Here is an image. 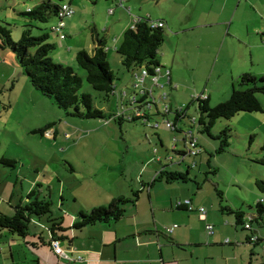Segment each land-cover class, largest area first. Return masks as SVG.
<instances>
[{"label":"rangeland","instance_id":"obj_1","mask_svg":"<svg viewBox=\"0 0 264 264\" xmlns=\"http://www.w3.org/2000/svg\"><path fill=\"white\" fill-rule=\"evenodd\" d=\"M124 4L126 10L112 0H73L75 15L66 20L67 40L60 42L56 34H51L49 39L56 45L50 55L52 60L71 66L83 80L81 93L91 94L94 106L108 116H114L111 119H82L60 109L53 99L32 85L13 51L2 48L0 37V212L13 216V206L21 200L23 204L28 203V194L34 191L37 198L52 203V214L42 216L44 223H39V227L49 224L48 217H66L65 224L71 226V212L78 215L81 209L90 212L93 208L105 206L128 193L136 182L137 186L142 181L150 184L161 170V163L155 162L156 155L162 154L160 160L163 164L167 162L170 171L185 173L190 168L188 182L172 184L175 189L185 192L182 200L196 202L197 209L204 207L215 217L203 222L204 226H213L215 236L208 237L206 231L204 235L200 234L198 227L194 231L197 240L200 238L204 244L203 248H190L198 256L195 263L224 264L226 259L230 264H264V224H253V231L258 232L261 242L257 245L248 243L247 236L252 233L236 227L234 215L220 211V199L215 191L217 187L224 193L222 206L243 210L248 215L255 213L261 198L256 183L264 181V166L255 162L264 155V110L240 112L231 119H218L211 131L213 137L193 128L202 154L187 157L181 164L178 163L181 157L171 152L173 136L180 138L181 135L174 134L167 126L165 120L171 119V115H158L165 102L173 104L174 92L179 100L174 109L186 106L193 97L201 94L212 95L210 104L216 106L229 99L233 85L239 90L245 89L238 82L241 75L264 76V0L216 1L214 11L219 13L210 17L205 13L204 20L211 24L227 21L225 30L228 24L232 29L228 36L225 31L223 37L215 38L213 43H209V38L199 37L205 33L204 29L198 31L199 36L193 32L176 35L174 30H165V41L159 50L160 61L164 62V55L170 56L171 61L174 57L179 79L173 84L179 90L170 91L168 86L155 89V103L151 97L153 105L146 110L149 121H129L130 113L124 112L127 107H140L131 105V99L139 90L134 88L131 72L124 68L116 50L122 43L124 32L133 24L132 19V23L128 21L129 8L136 16L134 20L139 17L156 20L162 16L186 19L190 10L183 9L181 0H125ZM32 6V2L23 0H0V25L10 29L14 41L21 38L30 24L19 13ZM56 23L57 20L53 19L43 25L32 24L49 31ZM96 23L99 36L107 39L108 58L115 75L116 91L108 100L87 82L86 71L75 59L80 50L77 45L84 49L89 42L93 43L91 32ZM109 28H112V34L104 33L103 30ZM40 32L34 28L32 34ZM91 48L92 45L87 50L91 52ZM146 83L151 85L149 80ZM163 93L169 95V102L162 99ZM120 114L124 118L122 122L115 120ZM188 114L189 117L198 116L193 108ZM156 123L159 124L157 129L154 127ZM181 125L184 129H191L189 120ZM225 129H230V145L225 151L218 152L221 141L214 137ZM160 138L164 140L163 147ZM2 159L14 161V167L4 165ZM155 165L158 168L153 171ZM214 170H217L216 174ZM131 184L134 186L128 189ZM155 184L162 187L161 182ZM193 215L199 218L198 212ZM30 230L37 228L30 224ZM38 232L49 236L47 228H38ZM226 238L232 245L224 244ZM26 239L30 241L29 237ZM208 239L217 245H209L212 243ZM25 245L23 238L4 233L0 237V248L5 250L0 252V258L9 256L10 246L18 252V249L23 251Z\"/></svg>","mask_w":264,"mask_h":264},{"label":"trees","instance_id":"obj_2","mask_svg":"<svg viewBox=\"0 0 264 264\" xmlns=\"http://www.w3.org/2000/svg\"><path fill=\"white\" fill-rule=\"evenodd\" d=\"M23 1L33 3L32 7H28L26 11L19 13V15L28 20L30 24L26 26V29L23 31L21 38L18 41L12 39V32L10 29L0 25L2 48H10L13 51L32 85L43 95L53 99L60 109L65 110L72 116L82 119L105 120L113 118L114 116H108L103 110L94 106L91 94L81 93L83 80L71 66L57 64L50 56L55 50L56 45L50 43L49 39L51 34H56L54 27L59 23V14L62 10V5L67 4L73 11L69 17L66 16L61 19L65 23V29L67 27L66 20L75 15V10L71 3L72 0ZM53 19H56L57 23L52 26L49 31L46 29H40L38 26L34 27L32 24L35 22L43 25L49 23ZM34 28L40 30V34L33 35L32 31ZM165 30L166 23L164 21L152 20L145 17L137 18L132 26L126 30L122 43L117 48V53L121 56L124 68L128 72H131V75L134 76L135 74H141L142 70H145L152 75L155 68L161 67L159 50L165 41ZM57 37L59 38V36ZM67 37L68 35L66 34V38ZM97 42L98 46L93 53L81 49L77 52L75 59L78 66L86 71L87 82L94 90L102 93L105 100H108L116 91L114 84L115 75L110 67L106 39L99 36ZM238 82L239 85L245 87V89L239 90L234 88L229 99L216 106H211L210 96L201 95L193 97L186 106H183L182 109L176 108L173 113L168 114H163L161 109L158 111V115H162L163 117L171 115V119L167 120L173 121L174 125L177 127L174 130L171 129L174 134H183L184 136L185 134L187 135L188 133L193 132L192 129L196 127L199 133H206L213 137L211 131L218 119H231L240 112L253 113L263 111L259 96H264V76L257 77L245 73L240 76ZM152 97L155 103L153 94ZM150 100L151 98L147 93L146 95L140 96L137 102V105H140V107H136L133 113L129 115V121H149L150 116L146 113V110L150 109L153 105L150 103ZM150 105L151 107H149ZM191 108L195 110L198 115L197 117H189L188 113ZM137 110H140L143 115H137ZM115 120H121L122 122L124 121V118L120 114L118 115V119L115 118ZM187 120L190 121V130L184 129L181 125ZM155 129L157 128L155 127ZM42 131L43 133L46 132V128ZM214 138L221 141V146L218 152L225 151L230 145V129H225ZM199 147L201 148L200 144ZM171 151L179 156L185 154V151H176L175 148H172ZM201 154L202 148L199 155ZM1 162L9 167H14L15 164L14 161L6 159H2ZM255 162L264 166V155L260 159L255 160ZM160 163L161 170L150 184H146V187L152 186L156 182L174 184L177 182L186 183L190 180V168L185 173L170 171L167 164ZM208 164L211 166V160L208 161ZM213 173L216 174L217 170H214ZM256 185L261 193V198L257 202L255 213L253 215H248L240 209L222 206L225 202L224 193L217 189V187L215 189L220 199V211L222 213L225 212L228 215H234L235 226L241 227L244 231H250L252 234L247 236L246 241L255 245L259 244L261 240L257 237V234L254 233L255 230L253 231V224L259 226L264 224V202L262 201L264 199V181H257ZM141 193V190H135L130 197L120 196L114 198L105 206L93 208L90 212H80L77 215V221L73 224V228L76 230H82L87 226L95 225L97 223L120 221L124 217L127 207L135 205L138 202ZM28 199L30 200L28 203L23 204V201H21L13 206L15 209V214L13 216H8L0 212V237L8 232L11 235L25 238L29 234V226L34 217L41 218L42 216H50L52 214V203L49 200L37 198V194L34 191L28 194ZM185 206L186 205L179 207L186 208ZM48 218L50 232L52 233V240L50 243L52 247L54 241H59L60 243L61 240L68 238L63 237L62 235L59 236L66 232L62 219ZM247 225H249V227H247ZM224 244L232 245V242L227 238L224 241Z\"/></svg>","mask_w":264,"mask_h":264},{"label":"crops","instance_id":"obj_3","mask_svg":"<svg viewBox=\"0 0 264 264\" xmlns=\"http://www.w3.org/2000/svg\"><path fill=\"white\" fill-rule=\"evenodd\" d=\"M112 1H117L118 5L126 10L124 4L125 0L122 3L123 6L120 4L121 0ZM207 1L210 2V5L207 4ZM216 1L218 0H181L183 9L189 8L190 10V15L187 16L186 19L183 17L182 19L175 20L168 16H162L156 20L164 21L166 23V30H174L176 35L193 32L199 36L198 31L204 29L205 33H201L199 37L201 39L205 37L209 38V43H213L215 42V38L223 37L225 31L226 36H228L232 29V26L228 24L227 30H225V26L228 23L227 21H218V23L215 22L211 24L204 20L206 18L203 17L205 13L209 14V17L219 13L218 11H214ZM128 13L130 17L128 21L131 23L132 21L134 22L136 16H133L132 8H129ZM218 24H222V26L216 27ZM129 28L130 27L126 30ZM94 29L95 30L91 32L93 43L90 44L89 42V45L84 48L87 50V48L92 45L91 52L87 50L89 53H93L98 46L97 38H99V28L97 23L94 24ZM109 29H104V33L112 34V28ZM103 37L106 39L105 36ZM67 38L65 40H67ZM65 40H60V42ZM77 47L80 50L83 49L80 45H77ZM118 47H116V50ZM68 50H70V48H68ZM107 50L109 51V49ZM160 63L162 70L165 69L163 72L166 70L170 71L171 78V83L163 81L164 79H161V82L165 84L164 88L168 86L170 91L174 92L176 88H174L173 83H177L179 79V75L176 74L175 59L173 57L171 61L170 56L165 57L164 55V62L160 61ZM132 78L134 80V88L138 90L133 75ZM147 87H149V85L146 83V88ZM234 88L235 86L233 85V90ZM177 90H179V88H177ZM137 92L139 93V91ZM176 94L177 93L174 92V96L172 97L173 104L169 105L172 109H174L173 107H177L174 105H179V100L175 96ZM209 96L211 99L212 95ZM259 99L262 109L264 110V97H260ZM132 110H135V108L127 107L124 111L131 114L133 113ZM174 138L176 139L175 142ZM160 143L164 145V140L162 138H160ZM198 143L200 144L199 140ZM180 146H182V148H180ZM172 148H175L176 151H184L185 141L183 134L180 138L175 135L173 136ZM155 153H157L156 150ZM161 157L162 154L161 156L156 155L155 162H162V160H160ZM172 161L173 160H171V162ZM164 163L167 164V162ZM178 163L181 164L180 161ZM157 168L158 166L155 165L152 170L155 171ZM159 171L156 174H158ZM154 178L155 176L152 181ZM161 183L162 187H158L157 184L146 187L147 183L143 181L140 183V186H137V182L135 186L131 184L128 189L134 187L131 188L128 193H123V195L121 194L120 196L130 197L135 189L141 190L142 193L140 194L138 202L135 205L128 206L124 217L118 222L97 223L87 226L82 230H76L73 228V224L78 218L76 212H71V216L69 217L73 218L71 226L70 224L68 226L65 224L66 217L61 218L66 232L59 236L62 235L68 239L61 240L64 243L60 241V247L65 251L66 255L73 258L72 261L55 253L50 245L52 240L50 224H44L42 227H39L38 224L44 222H42V218L38 219L34 217L30 224H34L37 230L29 231L30 235L28 234L27 237H29L30 241H27V237L23 238L26 244L25 249H23V251L18 249V252H15L12 249L13 247L10 246L11 252H7L9 256L2 259L0 258V264H196L195 261L198 256L193 248H190H203L204 244L200 242V238L197 240L194 236V231H196V227H198L200 234L204 235V231H206L208 237L215 236V233L210 235L208 232L207 226H210V224H206L205 226L203 224V222H207L209 219L213 220L215 217L211 216L207 210H205V214L203 215L200 209L204 207L197 209L196 202L188 199H184L183 201L182 197H185V192L181 191L182 189H175L172 184H167L165 182ZM106 197L107 195L104 198ZM185 201H191V205H189L191 209H189V206H185L188 209L179 207L178 203ZM80 212L85 211L81 209ZM183 212H189L190 214H184ZM196 212H198L199 218L193 215ZM174 225L178 226L173 232L168 233L167 229L172 228ZM38 228H47L49 236H45L43 232L38 234ZM209 241L212 243L209 245H217L215 241ZM218 246H222V244H218ZM2 250L4 251L5 249L0 248V252H2ZM232 254L237 257L234 252ZM226 255L228 256L229 254ZM79 257L82 259L78 260L77 258ZM235 257L233 259H236ZM224 264L230 263L225 259Z\"/></svg>","mask_w":264,"mask_h":264},{"label":"built area","instance_id":"obj_4","mask_svg":"<svg viewBox=\"0 0 264 264\" xmlns=\"http://www.w3.org/2000/svg\"><path fill=\"white\" fill-rule=\"evenodd\" d=\"M124 0L120 1V4L122 5ZM72 9H70V7L67 4H63L62 5V10L60 11L59 14V23L57 26L54 27V31L55 33L59 36L60 40H64L66 39V33H65V23L63 20H61L64 17H69L72 14ZM110 13H113V10H110ZM61 20V21H60ZM137 19L134 20V22ZM160 26H162L161 24H159ZM164 73V74H163ZM135 78V85L137 86L139 93L137 95H135V97H133L131 99V104L135 105L138 102V99L140 96L146 95V93L150 96V98L152 97L153 91L155 90V88H159V89H164L165 84L161 82V79H164L165 82L167 83H171V78H170V71L166 70L163 72L161 67H157L154 70V73L152 75H150L147 71L142 70L141 74H135L134 75ZM149 80L151 85L149 87L146 88V81ZM174 88H177V86L174 85ZM162 99H164L165 101L168 100V94L167 93H163L162 95ZM151 107V105L149 106ZM183 107L177 108V109H182ZM176 109H172L169 104H167V102H165L163 108H162V113L163 114H168V113H173ZM137 115L142 116L143 114L141 113L140 110H137ZM167 126L174 130L177 127L174 125L173 121L171 120H167L165 121ZM155 127L158 128L159 124L156 123ZM187 136V137H186ZM184 141H185V154L181 155L180 157V162H183L184 160H186L187 157H196L201 153V148L199 147L198 144V139L194 136L193 132L188 133L187 135L185 134L184 136ZM174 141H176V139L174 138ZM264 202V199L262 200ZM179 206H189L191 205L190 201H185V202H179L178 203ZM188 209V208H187ZM189 209H191V206H189ZM201 213L204 215L205 214V209L201 208L200 209ZM177 227V225H174L171 229H168V232H173V230ZM247 227H249V225H247ZM207 229L209 231V234H213V226H207ZM52 247L54 249V251L60 255L63 256L64 258L68 259V260H73V258H70L68 255H66L65 251L60 247V243L59 241H54L52 243ZM78 260H81L82 258L79 257L77 258Z\"/></svg>","mask_w":264,"mask_h":264},{"label":"water","instance_id":"obj_5","mask_svg":"<svg viewBox=\"0 0 264 264\" xmlns=\"http://www.w3.org/2000/svg\"><path fill=\"white\" fill-rule=\"evenodd\" d=\"M255 234H257L258 232L257 231H254Z\"/></svg>","mask_w":264,"mask_h":264}]
</instances>
